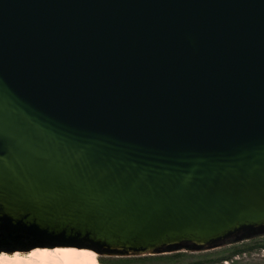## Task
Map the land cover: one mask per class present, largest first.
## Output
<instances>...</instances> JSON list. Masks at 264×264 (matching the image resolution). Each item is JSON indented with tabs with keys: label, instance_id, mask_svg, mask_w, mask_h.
<instances>
[{
	"label": "water",
	"instance_id": "95a60500",
	"mask_svg": "<svg viewBox=\"0 0 264 264\" xmlns=\"http://www.w3.org/2000/svg\"><path fill=\"white\" fill-rule=\"evenodd\" d=\"M24 228L125 257L264 234V0H0V231Z\"/></svg>",
	"mask_w": 264,
	"mask_h": 264
},
{
	"label": "trees",
	"instance_id": "16d2710c",
	"mask_svg": "<svg viewBox=\"0 0 264 264\" xmlns=\"http://www.w3.org/2000/svg\"><path fill=\"white\" fill-rule=\"evenodd\" d=\"M264 252V234L226 242L220 248L195 252L190 250L160 253L159 255L98 258L100 264H129L137 261H154L166 264H255L253 254Z\"/></svg>",
	"mask_w": 264,
	"mask_h": 264
},
{
	"label": "rangeland",
	"instance_id": "374dc122",
	"mask_svg": "<svg viewBox=\"0 0 264 264\" xmlns=\"http://www.w3.org/2000/svg\"><path fill=\"white\" fill-rule=\"evenodd\" d=\"M46 232V233H45ZM72 233L70 231H66L64 229H29V228H24V230H13L12 232H8L5 230L0 231V254L1 253H6V254H13L14 252H18V254L25 255L29 250L36 246H40L39 243H36V241L43 240L46 243L47 242H53L49 247L52 246H58V245H63L61 240H69L72 239L75 243H72L78 248L84 247L88 248L91 251L93 250L96 252V257L97 260L103 255L109 256V257H123L124 255L121 254H114V255H109L103 251L100 252L97 250L93 245L91 246L87 241H84L82 239H77L72 237ZM40 238V239H38ZM43 238V239H42ZM233 241V240H231ZM229 242V241H227ZM226 243V242H225ZM219 245L218 247L215 248H220L223 245ZM65 245V244H64ZM47 247V246H46ZM214 248V249H215ZM214 249H209V250H214ZM206 251V250H203ZM174 252V251H173ZM197 252V251H196ZM202 252V251H200ZM256 258V263L255 264H264V252H259V254H253ZM125 257V256H124ZM129 264H166L163 262H154V261H148V262H131Z\"/></svg>",
	"mask_w": 264,
	"mask_h": 264
},
{
	"label": "bare ground",
	"instance_id": "6f19581e",
	"mask_svg": "<svg viewBox=\"0 0 264 264\" xmlns=\"http://www.w3.org/2000/svg\"><path fill=\"white\" fill-rule=\"evenodd\" d=\"M60 242L63 245L49 247L53 242L46 243L38 240L36 243L40 246L32 248L25 255L18 254V252L13 254L3 252L0 254V264H92L93 261L100 264L93 250L76 247L77 244L72 239Z\"/></svg>",
	"mask_w": 264,
	"mask_h": 264
},
{
	"label": "snow or ice",
	"instance_id": "6c2138e0",
	"mask_svg": "<svg viewBox=\"0 0 264 264\" xmlns=\"http://www.w3.org/2000/svg\"><path fill=\"white\" fill-rule=\"evenodd\" d=\"M92 264H96V262H95V261H93V262H92Z\"/></svg>",
	"mask_w": 264,
	"mask_h": 264
}]
</instances>
